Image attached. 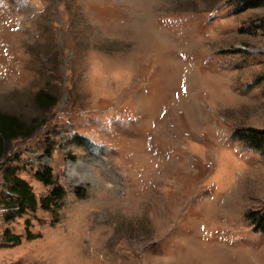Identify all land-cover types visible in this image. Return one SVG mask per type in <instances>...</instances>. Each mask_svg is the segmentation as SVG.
<instances>
[{
    "label": "rangeland",
    "instance_id": "obj_1",
    "mask_svg": "<svg viewBox=\"0 0 264 264\" xmlns=\"http://www.w3.org/2000/svg\"><path fill=\"white\" fill-rule=\"evenodd\" d=\"M238 2L0 0V110L37 125L0 166V264H264V157L236 135L264 128V0ZM5 166L35 209L8 210Z\"/></svg>",
    "mask_w": 264,
    "mask_h": 264
},
{
    "label": "trees",
    "instance_id": "obj_2",
    "mask_svg": "<svg viewBox=\"0 0 264 264\" xmlns=\"http://www.w3.org/2000/svg\"><path fill=\"white\" fill-rule=\"evenodd\" d=\"M262 0H239L238 7L250 8L256 7ZM56 97L43 89H39L34 94V103L42 111L49 110L55 103ZM37 129L35 122H27L18 115L0 110V166L6 153L8 143L18 138H27L31 136ZM238 138L245 145L256 150L264 157V128H247L237 132ZM77 143L85 144L86 140L81 136H76ZM36 178L43 184L49 186L48 194L41 196L39 199L40 206L47 211H57L61 200L65 196V189L53 177L52 170L45 168L36 172ZM3 179L8 185V196L5 205L8 210H19L23 212L25 209H35L38 205L37 198L31 190V186L27 181L16 175V168L5 166L3 168ZM247 219L251 221L256 230L264 231V212L250 211ZM8 241L19 243V235L6 234ZM26 237L28 239L36 238L28 227H26Z\"/></svg>",
    "mask_w": 264,
    "mask_h": 264
}]
</instances>
